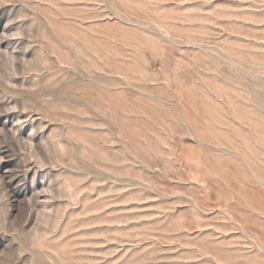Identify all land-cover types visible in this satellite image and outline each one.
<instances>
[{
  "label": "rangeland",
  "instance_id": "obj_1",
  "mask_svg": "<svg viewBox=\"0 0 264 264\" xmlns=\"http://www.w3.org/2000/svg\"><path fill=\"white\" fill-rule=\"evenodd\" d=\"M0 264H264V0H0Z\"/></svg>",
  "mask_w": 264,
  "mask_h": 264
}]
</instances>
